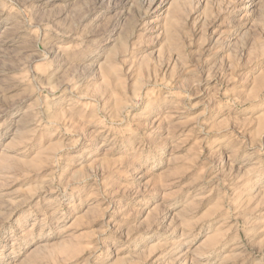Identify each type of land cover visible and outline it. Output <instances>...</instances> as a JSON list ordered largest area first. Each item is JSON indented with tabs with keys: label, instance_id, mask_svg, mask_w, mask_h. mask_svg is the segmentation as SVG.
<instances>
[{
	"label": "rangeland",
	"instance_id": "374dc122",
	"mask_svg": "<svg viewBox=\"0 0 264 264\" xmlns=\"http://www.w3.org/2000/svg\"><path fill=\"white\" fill-rule=\"evenodd\" d=\"M0 264H264V0H0Z\"/></svg>",
	"mask_w": 264,
	"mask_h": 264
}]
</instances>
